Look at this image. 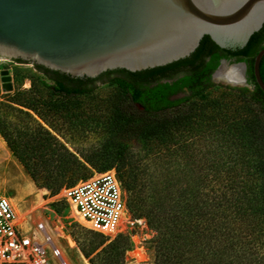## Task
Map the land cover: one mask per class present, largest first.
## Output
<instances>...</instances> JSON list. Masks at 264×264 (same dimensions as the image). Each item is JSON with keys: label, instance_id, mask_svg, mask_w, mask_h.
<instances>
[{"label": "trees", "instance_id": "obj_1", "mask_svg": "<svg viewBox=\"0 0 264 264\" xmlns=\"http://www.w3.org/2000/svg\"><path fill=\"white\" fill-rule=\"evenodd\" d=\"M262 48L264 25L243 48H222L205 35L190 56L141 71L81 78L35 64L53 81H43L51 94L62 97L53 111L92 94L99 79L116 85L110 134L99 147L73 151L41 122L45 115L26 92L18 101L30 122L19 127L0 114V134L50 195L91 176L85 174L89 165L116 169L130 212L155 232L154 259L127 261L129 232L111 239L77 229L73 237L91 264H264V254L257 258L249 247V237L264 229V92L254 75ZM231 55L246 62L252 88L212 80L221 58ZM260 72L264 80V56ZM203 140L211 148L196 151L192 144ZM131 141L147 149L136 150Z\"/></svg>", "mask_w": 264, "mask_h": 264}, {"label": "water", "instance_id": "obj_2", "mask_svg": "<svg viewBox=\"0 0 264 264\" xmlns=\"http://www.w3.org/2000/svg\"><path fill=\"white\" fill-rule=\"evenodd\" d=\"M264 25V0H0V54L72 77L141 71L190 56L205 35L225 49L243 48ZM254 75L264 92L260 63ZM241 83L249 86L245 62ZM10 77H5L9 80ZM7 89H12L11 82Z\"/></svg>", "mask_w": 264, "mask_h": 264}, {"label": "rangeland", "instance_id": "obj_3", "mask_svg": "<svg viewBox=\"0 0 264 264\" xmlns=\"http://www.w3.org/2000/svg\"><path fill=\"white\" fill-rule=\"evenodd\" d=\"M7 76L10 77L9 80H5ZM43 81L53 84L52 80L36 68L34 62L0 54V114L13 125L25 127L30 120L21 112V109H27L19 105L18 99L21 98L20 93L26 92V96L31 99L36 98L33 102L38 103L39 109L44 113L45 120L41 122L57 134L71 150L101 146L110 134L108 122L112 102L118 94L116 85L99 79L95 83L92 94L71 98L64 105L66 110L53 111L51 104L62 100V97L52 95L51 89L46 87ZM9 82L12 89H7ZM215 83L218 86L229 85L222 82ZM32 113L38 117L33 111ZM129 145L136 150L147 149V146L139 141H131ZM192 147L196 151L201 149L202 152L211 148L209 142L205 140L193 143ZM95 172H99L98 168L89 165L85 174L92 175ZM2 178L4 182L1 181ZM0 187L11 198L15 196L19 199L18 202L22 208L20 209L18 205L16 207L22 224L33 226L35 222L44 220L49 222L55 232L60 233L59 240L68 264H91L80 251L75 236L73 237V231L77 229L84 231L88 228L75 218L73 212L57 194L50 195L46 188L36 186L1 134ZM128 231L132 234L133 248L126 255L127 261L151 263L154 259L151 244L155 232L148 225H135ZM88 236L90 237V234ZM249 238L251 242L249 247L254 248L256 257L260 258L259 256L264 254V229L259 233L256 232L255 236L252 234ZM57 263V259L54 258L53 264Z\"/></svg>", "mask_w": 264, "mask_h": 264}, {"label": "built area", "instance_id": "obj_4", "mask_svg": "<svg viewBox=\"0 0 264 264\" xmlns=\"http://www.w3.org/2000/svg\"><path fill=\"white\" fill-rule=\"evenodd\" d=\"M57 196L80 223L105 236L129 232L135 225L147 226L144 218L130 212L115 168L65 186ZM59 236L44 220L33 226L22 224L16 205L0 187V264H53L54 258L57 264H68Z\"/></svg>", "mask_w": 264, "mask_h": 264}, {"label": "bare ground", "instance_id": "obj_5", "mask_svg": "<svg viewBox=\"0 0 264 264\" xmlns=\"http://www.w3.org/2000/svg\"><path fill=\"white\" fill-rule=\"evenodd\" d=\"M242 65L227 66L223 64L215 73V79L219 82H230V83H241L242 80ZM4 182V178L1 179ZM6 182V181H5ZM15 205H18L20 209L22 208L19 199L15 196L11 198ZM23 214V213H21Z\"/></svg>", "mask_w": 264, "mask_h": 264}, {"label": "flooded vegetation", "instance_id": "obj_6", "mask_svg": "<svg viewBox=\"0 0 264 264\" xmlns=\"http://www.w3.org/2000/svg\"><path fill=\"white\" fill-rule=\"evenodd\" d=\"M232 50H236V49H232ZM223 50H219V53L220 52H222ZM230 52H228V54H229ZM207 59H209V55L207 56ZM227 60V61H229V62H244V61H242V60H238L237 59V56H235V55H231V56H229V57H223V58H221V60H220V63H221V61L222 60ZM246 63V62H245ZM220 65V64H219ZM245 76H246V78H247V83L249 84V87H253V85L249 82V80H248V73H247V64H246V70H245ZM213 80V79H212Z\"/></svg>", "mask_w": 264, "mask_h": 264}]
</instances>
